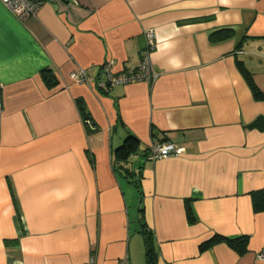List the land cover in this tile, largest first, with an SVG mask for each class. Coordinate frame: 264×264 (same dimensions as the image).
Segmentation results:
<instances>
[{"label":"crops","instance_id":"0c3cea01","mask_svg":"<svg viewBox=\"0 0 264 264\" xmlns=\"http://www.w3.org/2000/svg\"><path fill=\"white\" fill-rule=\"evenodd\" d=\"M40 1L24 22L0 1V264H149L145 228L156 264H264V99L238 65L264 92V0ZM150 29L158 79L105 90L108 64H142ZM166 140L180 155L149 160ZM215 235L248 251L201 250Z\"/></svg>","mask_w":264,"mask_h":264},{"label":"built area","instance_id":"2783aa9c","mask_svg":"<svg viewBox=\"0 0 264 264\" xmlns=\"http://www.w3.org/2000/svg\"><path fill=\"white\" fill-rule=\"evenodd\" d=\"M20 21H26L35 15L40 7V0H0ZM145 47L142 50V64L138 68H130L123 73H114L111 66H106L107 79L102 83L105 90L115 84H129L134 82H154L158 79L160 73L153 67L150 61V53L156 46V33L153 29L144 33ZM70 78L77 82H88L92 79L87 75L85 70L72 72ZM182 149L176 143L166 140L162 142H154L151 146L147 158L156 160L170 156H178ZM258 258L264 259V251L258 254ZM86 264H95V258H90ZM119 264H130L128 258H123Z\"/></svg>","mask_w":264,"mask_h":264},{"label":"trees","instance_id":"16d2710c","mask_svg":"<svg viewBox=\"0 0 264 264\" xmlns=\"http://www.w3.org/2000/svg\"><path fill=\"white\" fill-rule=\"evenodd\" d=\"M230 33L224 32V33H219L217 32L216 34L212 35V38L214 40H219L222 39L226 36H228ZM239 68L246 78L250 88L252 89V92L254 94V97L258 100L264 99V92L258 87V85L255 83L253 79L252 73L248 70V68L244 65L242 61H238ZM44 79L48 83V85H55L57 84V80L53 73H51L50 70H45L43 72ZM78 103L81 107V109H84V105L82 104L81 100H78ZM84 115H86V123H90L91 117L88 116V114L84 110ZM264 119L260 118L255 121V125H258L260 123H263ZM138 146V140L134 137H127L125 141L123 142L122 145H120L118 148H116V158L113 161V166L115 169H119L120 167L125 166V163L128 162V159L130 156L137 150ZM135 175V174H134ZM138 184L139 187V181H133ZM189 203V200L188 202ZM253 206L255 211H264V189L258 190L253 192ZM143 211V209H141ZM188 218L190 221H194L195 217L193 213L191 212V209L188 207ZM141 220L143 222V227H147L146 223L144 222L143 216L141 217ZM144 236H145V246H146V258L149 264H156L157 263V258H158V253L157 250L155 249L154 246V240H153V233L146 228L143 231ZM248 241L249 238L248 236H239L236 238H228L226 236L222 235H215L205 242H203L200 245L201 250L208 249L215 244L225 242L227 243L230 247H232L238 254L242 255L245 254L248 251Z\"/></svg>","mask_w":264,"mask_h":264},{"label":"rangeland","instance_id":"374dc122","mask_svg":"<svg viewBox=\"0 0 264 264\" xmlns=\"http://www.w3.org/2000/svg\"><path fill=\"white\" fill-rule=\"evenodd\" d=\"M137 158H141V159L144 158V157L141 156V152H139V153L133 155V157H132V161H133V162L136 161Z\"/></svg>","mask_w":264,"mask_h":264}]
</instances>
